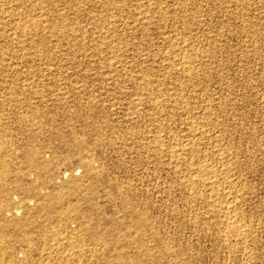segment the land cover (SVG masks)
<instances>
[{
	"label": "rangeland",
	"instance_id": "rangeland-1",
	"mask_svg": "<svg viewBox=\"0 0 264 264\" xmlns=\"http://www.w3.org/2000/svg\"><path fill=\"white\" fill-rule=\"evenodd\" d=\"M0 158V264H264V0H0Z\"/></svg>",
	"mask_w": 264,
	"mask_h": 264
},
{
	"label": "bare ground",
	"instance_id": "bare-ground-1",
	"mask_svg": "<svg viewBox=\"0 0 264 264\" xmlns=\"http://www.w3.org/2000/svg\"><path fill=\"white\" fill-rule=\"evenodd\" d=\"M147 84V83H146ZM144 86V85H143ZM38 150V149H37ZM39 152V151H38ZM2 156V155H1ZM1 159V158H0ZM44 162V161H42ZM209 172V171H208ZM211 175V174H210ZM207 177V176H206ZM213 186V185H212ZM4 210V209H3ZM5 211V210H4ZM32 221V220H31ZM236 221V220H235ZM237 231V230H236ZM181 254V253H180ZM176 255V254H175ZM180 257V256H179ZM124 264V263H123Z\"/></svg>",
	"mask_w": 264,
	"mask_h": 264
}]
</instances>
